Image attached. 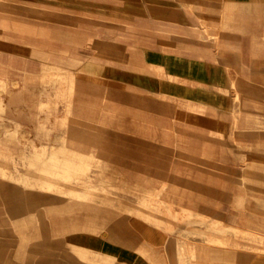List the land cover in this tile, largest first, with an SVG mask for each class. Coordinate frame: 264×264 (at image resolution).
Wrapping results in <instances>:
<instances>
[{
  "label": "rangeland",
  "instance_id": "374dc122",
  "mask_svg": "<svg viewBox=\"0 0 264 264\" xmlns=\"http://www.w3.org/2000/svg\"><path fill=\"white\" fill-rule=\"evenodd\" d=\"M69 18L41 4L0 0V40L13 41L15 36L16 42L36 49L32 56L0 51V264L42 263L44 249L59 263L69 250L64 237L70 223L91 212L77 203L108 206L101 202L105 197L140 193L142 177H135L132 185L125 183V176L94 175L97 165L78 156L86 145L77 136L114 135L146 137L171 155L169 167L178 168V175L149 176L145 186L163 178L162 193L173 183L170 189L183 194V180L195 178L190 168L218 173V184L227 185V220L195 217L180 203L166 207L157 196L145 210L161 221H146L138 216L144 209L134 208V216L185 235L180 249L193 248L187 264L202 263L207 248L229 250V260L220 264L264 262L263 103L254 113L251 103L238 98L225 136L181 126L168 98L85 81L78 68L88 51L87 39L68 31L78 26ZM185 136L214 138L194 144ZM95 154L92 163L98 164ZM36 248L42 252L35 254Z\"/></svg>",
  "mask_w": 264,
  "mask_h": 264
},
{
  "label": "crops",
  "instance_id": "0c3cea01",
  "mask_svg": "<svg viewBox=\"0 0 264 264\" xmlns=\"http://www.w3.org/2000/svg\"><path fill=\"white\" fill-rule=\"evenodd\" d=\"M17 1L58 9L77 21L75 29H67L87 39L84 46L88 51L78 68L85 81L168 98L174 121L181 126L225 136L232 127L238 98L251 103L254 113L260 111L257 104L264 105V0ZM12 40H0V51L34 55L36 49L31 45L16 42L15 36ZM76 138L86 145L78 156L98 167L94 175L125 176V183L132 185L138 181L135 177H142L140 193L130 190L131 197H105L102 200H113L111 205L101 200L108 206L77 203L92 213L70 223L64 237L69 250L62 254V261L56 263L50 251L44 249L47 258L34 264H187L193 248L180 249L181 241L187 239L185 235L146 222L161 221L145 210L154 206L150 202L156 196L166 207L180 203L195 217L228 219V189L218 184V173L205 168L187 169L195 178L183 180L185 193L170 189L173 183L162 193L163 178L151 187L144 182L149 176L178 175V168L169 167V153L151 145L158 142L135 135ZM184 138L197 144L214 137ZM193 150L198 153L195 147ZM95 151L99 154L98 164L92 163ZM138 207L144 209L140 215L133 212ZM35 252L41 253L42 249L36 248ZM204 252L205 259L199 264H220L230 256L227 248H207ZM236 257L239 259V252Z\"/></svg>",
  "mask_w": 264,
  "mask_h": 264
}]
</instances>
